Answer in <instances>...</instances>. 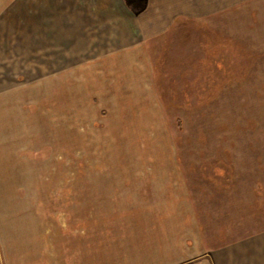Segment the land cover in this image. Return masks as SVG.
<instances>
[{
	"label": "rangeland",
	"instance_id": "obj_1",
	"mask_svg": "<svg viewBox=\"0 0 264 264\" xmlns=\"http://www.w3.org/2000/svg\"><path fill=\"white\" fill-rule=\"evenodd\" d=\"M34 1L14 0L11 11L30 16L41 5ZM43 21L51 20L9 25ZM70 38L61 33L59 48L43 51L28 44L19 53L13 43L5 68L8 115L21 112L37 160L27 186H50L61 171L111 173L130 185L145 171H181L213 245L263 232L264 0L179 14L134 50H89L84 35Z\"/></svg>",
	"mask_w": 264,
	"mask_h": 264
},
{
	"label": "crops",
	"instance_id": "obj_2",
	"mask_svg": "<svg viewBox=\"0 0 264 264\" xmlns=\"http://www.w3.org/2000/svg\"><path fill=\"white\" fill-rule=\"evenodd\" d=\"M140 1L54 0L48 7L35 0L41 5L29 16L11 11L14 0H0V264H264V231L256 239L211 243L181 171H145L131 185L110 172L61 171L49 177L50 186H27L37 160L29 157L20 110L14 118L7 112L13 43L19 53L28 44L43 51L51 43L53 50L62 33L68 40L84 35L89 50H134L141 36L166 32L179 14L204 16L247 0H145L139 10ZM33 17L51 21L30 30L9 25Z\"/></svg>",
	"mask_w": 264,
	"mask_h": 264
}]
</instances>
